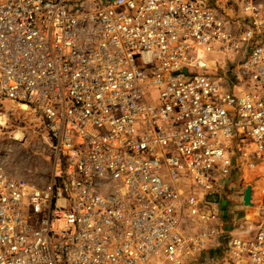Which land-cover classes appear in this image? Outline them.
<instances>
[{
  "label": "built area",
  "instance_id": "1",
  "mask_svg": "<svg viewBox=\"0 0 264 264\" xmlns=\"http://www.w3.org/2000/svg\"><path fill=\"white\" fill-rule=\"evenodd\" d=\"M88 1L0 0V97L38 110L52 161L37 187L0 160V264H264V192L238 209L264 0Z\"/></svg>",
  "mask_w": 264,
  "mask_h": 264
},
{
  "label": "rangeland",
  "instance_id": "2",
  "mask_svg": "<svg viewBox=\"0 0 264 264\" xmlns=\"http://www.w3.org/2000/svg\"><path fill=\"white\" fill-rule=\"evenodd\" d=\"M94 1L100 6L105 0H89L86 4L92 5ZM211 2L214 6L215 0H211ZM202 57L204 61H216L220 69L218 72L209 71L206 75L218 77L224 74L223 67L228 64L221 56L203 54ZM203 74V71L194 73V75ZM0 115L6 117V125H0V160L10 175L23 178L33 186L46 187L50 182L52 161L42 116L32 106L23 110L21 106L15 105L3 97H0ZM16 136H20L21 140H15ZM240 183L242 187L252 186L254 188L257 208L239 207L238 209L256 219L260 202L258 199L264 192V166L251 172ZM237 195L240 196L241 193ZM226 205L224 204L222 209L227 208ZM260 212H264V207L260 208ZM260 216L264 217L262 213Z\"/></svg>",
  "mask_w": 264,
  "mask_h": 264
},
{
  "label": "water",
  "instance_id": "3",
  "mask_svg": "<svg viewBox=\"0 0 264 264\" xmlns=\"http://www.w3.org/2000/svg\"><path fill=\"white\" fill-rule=\"evenodd\" d=\"M252 195H253V188L252 186H248L245 190V195H244V205L246 207L251 208L254 206ZM263 204H264V201H263Z\"/></svg>",
  "mask_w": 264,
  "mask_h": 264
},
{
  "label": "bare ground",
  "instance_id": "4",
  "mask_svg": "<svg viewBox=\"0 0 264 264\" xmlns=\"http://www.w3.org/2000/svg\"><path fill=\"white\" fill-rule=\"evenodd\" d=\"M21 107H22L23 110L28 109V106H26V105H25V106L23 105V106H21ZM20 138H21L20 136H16V139H15V140L19 141V140H21ZM253 191L255 192L254 188H253ZM253 200H254V198H253ZM253 202H255V200H254ZM254 204H255V203H254ZM251 208H253V207H251Z\"/></svg>",
  "mask_w": 264,
  "mask_h": 264
},
{
  "label": "crops",
  "instance_id": "5",
  "mask_svg": "<svg viewBox=\"0 0 264 264\" xmlns=\"http://www.w3.org/2000/svg\"><path fill=\"white\" fill-rule=\"evenodd\" d=\"M229 216H227V219H228Z\"/></svg>",
  "mask_w": 264,
  "mask_h": 264
}]
</instances>
